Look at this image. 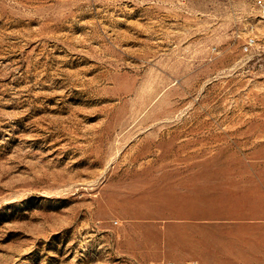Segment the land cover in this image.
Segmentation results:
<instances>
[{
	"label": "rangeland",
	"instance_id": "obj_1",
	"mask_svg": "<svg viewBox=\"0 0 264 264\" xmlns=\"http://www.w3.org/2000/svg\"><path fill=\"white\" fill-rule=\"evenodd\" d=\"M0 264H264L261 12L0 0Z\"/></svg>",
	"mask_w": 264,
	"mask_h": 264
},
{
	"label": "built area",
	"instance_id": "obj_2",
	"mask_svg": "<svg viewBox=\"0 0 264 264\" xmlns=\"http://www.w3.org/2000/svg\"><path fill=\"white\" fill-rule=\"evenodd\" d=\"M244 1L252 10H258L261 15L264 16V0H242ZM257 45V36L254 31H250L246 37L243 44V50L248 52L251 51Z\"/></svg>",
	"mask_w": 264,
	"mask_h": 264
}]
</instances>
